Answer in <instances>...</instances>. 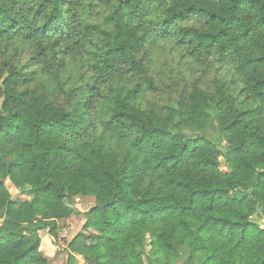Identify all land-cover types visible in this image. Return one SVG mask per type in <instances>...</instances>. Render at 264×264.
<instances>
[{"label": "trees", "instance_id": "trees-1", "mask_svg": "<svg viewBox=\"0 0 264 264\" xmlns=\"http://www.w3.org/2000/svg\"><path fill=\"white\" fill-rule=\"evenodd\" d=\"M80 197L64 264H264V0H0V264Z\"/></svg>", "mask_w": 264, "mask_h": 264}, {"label": "rangeland", "instance_id": "rangeland-1", "mask_svg": "<svg viewBox=\"0 0 264 264\" xmlns=\"http://www.w3.org/2000/svg\"><path fill=\"white\" fill-rule=\"evenodd\" d=\"M205 135L207 138L214 141H216L217 137L222 138L221 133H215L211 129H207ZM218 161L220 167L224 169V159L219 157ZM6 185L9 191L12 194H15V191L7 183ZM93 203L94 199L92 197H80L76 199L73 215L66 220L57 222V242L55 244L60 248L59 251L55 250L48 241L49 238L47 236L46 230H42L39 232V235L43 240L41 244V250L43 251L45 256L52 261L53 264H64L66 260L67 244L71 240V238H73L77 233L83 231V213L88 210V208H90ZM252 220L257 224L263 222V218L259 214L255 215ZM75 256L77 259V264H84V261L80 256Z\"/></svg>", "mask_w": 264, "mask_h": 264}]
</instances>
